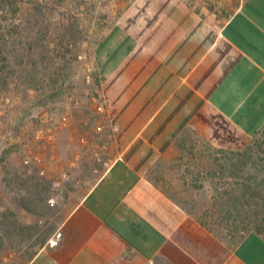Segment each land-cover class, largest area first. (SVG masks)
Returning <instances> with one entry per match:
<instances>
[{
    "label": "crops",
    "instance_id": "1",
    "mask_svg": "<svg viewBox=\"0 0 264 264\" xmlns=\"http://www.w3.org/2000/svg\"><path fill=\"white\" fill-rule=\"evenodd\" d=\"M94 66L104 112L83 132L110 165L27 264H264L262 233L231 245L179 197L201 156L241 152L264 129V0L221 25L184 0H132Z\"/></svg>",
    "mask_w": 264,
    "mask_h": 264
},
{
    "label": "rangeland",
    "instance_id": "2",
    "mask_svg": "<svg viewBox=\"0 0 264 264\" xmlns=\"http://www.w3.org/2000/svg\"><path fill=\"white\" fill-rule=\"evenodd\" d=\"M131 1L18 0L17 14L0 8L8 64L0 89V264H27L56 242L73 201L110 165L109 148L83 131L99 112L97 44ZM184 1L219 25L242 2ZM183 181L192 193L179 197L189 212L237 245L264 219V129L241 152L201 156Z\"/></svg>",
    "mask_w": 264,
    "mask_h": 264
},
{
    "label": "trees",
    "instance_id": "3",
    "mask_svg": "<svg viewBox=\"0 0 264 264\" xmlns=\"http://www.w3.org/2000/svg\"><path fill=\"white\" fill-rule=\"evenodd\" d=\"M0 8L3 9L6 13L14 12L15 14H17L21 11L18 0H0ZM4 48L5 44H3V42H1L0 40V89L5 88L8 85V76L6 74L8 64ZM247 194V192L243 194V197H246ZM257 232L264 233V219L260 222L259 227L257 228Z\"/></svg>",
    "mask_w": 264,
    "mask_h": 264
},
{
    "label": "built area",
    "instance_id": "4",
    "mask_svg": "<svg viewBox=\"0 0 264 264\" xmlns=\"http://www.w3.org/2000/svg\"><path fill=\"white\" fill-rule=\"evenodd\" d=\"M97 99H98V98H96L94 101L96 102V106H97V108H98V111H99V112H104V106H103V105H98V104H97V103H98ZM63 119H64V121L67 120V118H63ZM98 131H99V132H100V131H103L102 127H99V128H98ZM41 132H42V131H40L39 134H38V138H39V139H40V137H41ZM45 135H46V134H45ZM45 135H44V137H45ZM45 139H46V137H45ZM48 139H49L48 141L51 140V135H50V134L48 135Z\"/></svg>",
    "mask_w": 264,
    "mask_h": 264
}]
</instances>
